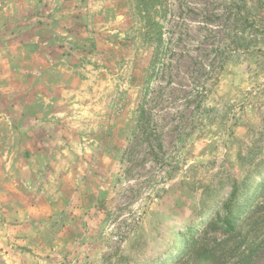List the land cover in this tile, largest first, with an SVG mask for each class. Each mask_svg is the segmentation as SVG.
Returning <instances> with one entry per match:
<instances>
[{"label": "rangeland", "instance_id": "rangeland-1", "mask_svg": "<svg viewBox=\"0 0 264 264\" xmlns=\"http://www.w3.org/2000/svg\"><path fill=\"white\" fill-rule=\"evenodd\" d=\"M0 264H264V0H0Z\"/></svg>", "mask_w": 264, "mask_h": 264}]
</instances>
